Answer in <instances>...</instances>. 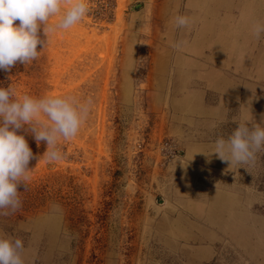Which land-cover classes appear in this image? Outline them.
Masks as SVG:
<instances>
[{
  "label": "rangeland",
  "instance_id": "rangeland-1",
  "mask_svg": "<svg viewBox=\"0 0 264 264\" xmlns=\"http://www.w3.org/2000/svg\"><path fill=\"white\" fill-rule=\"evenodd\" d=\"M86 3L36 60L0 70L19 95L92 100L60 161L18 130L34 158L0 234L22 239L25 264H264V152L225 172L189 149L264 127V35L251 34L264 0ZM213 111L228 116L212 126Z\"/></svg>",
  "mask_w": 264,
  "mask_h": 264
},
{
  "label": "clouds",
  "instance_id": "clouds-1",
  "mask_svg": "<svg viewBox=\"0 0 264 264\" xmlns=\"http://www.w3.org/2000/svg\"><path fill=\"white\" fill-rule=\"evenodd\" d=\"M88 11L86 0H0V70L9 71L17 62L28 64L36 60L41 53L37 51L38 45L43 50L51 33L71 28ZM53 17L58 20L49 23ZM173 24L177 29L189 28L192 19L177 14ZM41 31L46 39L41 38ZM251 34L259 40L264 35V22L253 23ZM91 105L90 98L84 102L74 97L34 98L19 95L10 86L0 87V215L8 216L22 206L17 189L21 184L26 189L31 172L28 165L34 158L18 130L29 125L37 144L46 142L42 156L45 162L60 161L63 154L58 141L71 140L78 134ZM261 152L264 127L251 120L237 123L227 139L218 137L212 151L230 166L254 162ZM24 252L22 239L0 234V264H25Z\"/></svg>",
  "mask_w": 264,
  "mask_h": 264
},
{
  "label": "crops",
  "instance_id": "crops-1",
  "mask_svg": "<svg viewBox=\"0 0 264 264\" xmlns=\"http://www.w3.org/2000/svg\"><path fill=\"white\" fill-rule=\"evenodd\" d=\"M211 111V110H210ZM209 111V112H210ZM228 114L227 111L226 112H212L211 117L213 118V124L212 126L215 125L216 121L222 118H227ZM207 148L209 151L204 155H201V153L199 152V149L201 148ZM189 149L195 150V160L196 162L200 163L202 161V163L204 165H207V167H217L218 169H220L221 171H225V172H231L235 169V165L230 166L229 163L227 162H223L221 161L216 154L212 153L213 149H214V141H209V142H195V143H191ZM212 153V154H211Z\"/></svg>",
  "mask_w": 264,
  "mask_h": 264
}]
</instances>
